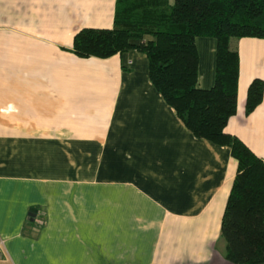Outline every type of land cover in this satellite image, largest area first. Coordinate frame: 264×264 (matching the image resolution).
<instances>
[{
  "label": "crops",
  "instance_id": "1",
  "mask_svg": "<svg viewBox=\"0 0 264 264\" xmlns=\"http://www.w3.org/2000/svg\"><path fill=\"white\" fill-rule=\"evenodd\" d=\"M116 0H0V264H233L221 218L236 172L149 78L145 53L80 57L73 37L111 28ZM200 88L216 40L198 36ZM237 108L225 131L264 160V38H230ZM34 210V214L29 212ZM264 264V263H261Z\"/></svg>",
  "mask_w": 264,
  "mask_h": 264
},
{
  "label": "trees",
  "instance_id": "2",
  "mask_svg": "<svg viewBox=\"0 0 264 264\" xmlns=\"http://www.w3.org/2000/svg\"><path fill=\"white\" fill-rule=\"evenodd\" d=\"M198 36L216 40L214 82L197 85ZM264 38V0H116L111 28L84 27L73 37L80 57H109L129 49L146 54L149 78L195 137L227 145L236 172L220 236L233 264L264 263V160L225 131L237 108L239 54L230 38ZM264 82L247 87L245 113L262 100Z\"/></svg>",
  "mask_w": 264,
  "mask_h": 264
},
{
  "label": "built area",
  "instance_id": "3",
  "mask_svg": "<svg viewBox=\"0 0 264 264\" xmlns=\"http://www.w3.org/2000/svg\"><path fill=\"white\" fill-rule=\"evenodd\" d=\"M4 239L0 236V258L3 256L4 254Z\"/></svg>",
  "mask_w": 264,
  "mask_h": 264
},
{
  "label": "water",
  "instance_id": "4",
  "mask_svg": "<svg viewBox=\"0 0 264 264\" xmlns=\"http://www.w3.org/2000/svg\"><path fill=\"white\" fill-rule=\"evenodd\" d=\"M32 212H29L30 215H33L34 214V210H31Z\"/></svg>",
  "mask_w": 264,
  "mask_h": 264
}]
</instances>
